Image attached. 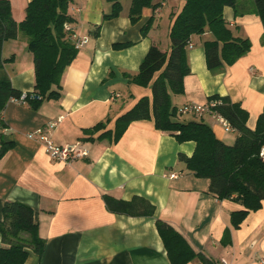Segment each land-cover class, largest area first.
Listing matches in <instances>:
<instances>
[{
	"label": "crops",
	"instance_id": "crops-1",
	"mask_svg": "<svg viewBox=\"0 0 264 264\" xmlns=\"http://www.w3.org/2000/svg\"><path fill=\"white\" fill-rule=\"evenodd\" d=\"M9 1L13 18L22 21L30 0ZM236 2V8L224 7L223 15L235 37L249 39V51L212 72L204 49L212 33L191 36L184 92L171 93L170 98L179 108L189 102L206 104L216 94L229 96L248 112L246 125L254 129L264 110V22L250 1ZM130 3L121 1L120 14L104 19L111 10L107 0H71L70 23L88 41L64 69L60 97L44 100L37 108L9 101L0 114V147L2 141L12 143L0 156V220L6 201L33 209L45 249L41 257L30 250L24 264H171L156 227L158 218L217 264H264V201L234 228L231 213L242 205L210 194L209 180L195 176L178 159L180 153L192 155L193 141L179 143L173 135L157 130L152 119L132 121L116 142L97 138L102 131L93 140H82L83 129L108 119L105 130H113L115 120L141 97L151 98L150 85L130 83L124 73L138 71L152 44L169 50V31L184 0H163L153 12L146 8L136 23L128 17ZM152 14L151 28L142 36L141 27ZM93 25H100L97 36ZM116 43L130 45L116 49ZM1 54L12 86L31 92L34 62L26 37L19 32L6 40ZM59 116V123L47 128ZM181 118L204 121L226 144H233L238 135L227 131L220 115L213 112ZM39 128L57 145L79 142L87 155L69 163L51 159L39 135L27 136ZM172 173L176 177H170ZM105 194L124 200L145 197L155 206V214L113 213L106 208ZM187 264L202 262L194 259Z\"/></svg>",
	"mask_w": 264,
	"mask_h": 264
},
{
	"label": "trees",
	"instance_id": "trees-1",
	"mask_svg": "<svg viewBox=\"0 0 264 264\" xmlns=\"http://www.w3.org/2000/svg\"><path fill=\"white\" fill-rule=\"evenodd\" d=\"M71 0H30L25 17L17 22L11 13L9 0H0V114L12 98H19L22 91L15 89L4 70L2 47L6 40L21 32L27 39V48L34 62L35 83L26 92V103L37 108L44 100L60 97L61 78L64 69L73 61L78 49L67 37L66 22H72L68 14ZM111 4L104 19L117 17L121 10L120 0H107ZM163 0H131L128 17L136 23L143 10L152 12ZM254 11L264 22V0H252ZM236 8V0H184L182 9L174 18L169 31V50L152 44L135 74L124 73L128 82L142 87L151 86V98L141 97L129 110L121 114L113 130H105L108 119L83 129L82 140L97 138L116 142L128 125L136 120H153L157 130L169 133L179 143L193 141L191 156L182 153L178 159L197 177L209 180L208 192L218 199H233L242 209L231 213V224L238 228L250 211L261 208L264 201V159L259 155L264 146V110L257 118L254 129L246 125L248 112L229 96L212 95L209 100L218 103L212 110L224 117L238 135L233 144L220 140L213 129L202 120H182L179 108L171 103L172 94L184 92V77L190 73L187 62V46L193 35L210 31L213 39L204 42L206 64L217 72L224 64L231 65L245 55L251 43L248 38L235 37L223 15L224 7ZM153 14L141 27L142 36L151 28ZM100 25H93L92 32L99 34ZM130 43H116V49ZM0 156L12 145L3 142ZM106 208L116 214L141 217L154 216L155 206L145 197L133 196L130 200L104 195ZM156 227L171 264H187L199 259L202 264H217L201 252L195 251L185 237L167 222L156 219ZM0 264H24L29 251L40 257L44 253L45 240L38 234L33 209L19 201H6L0 220ZM225 232L224 240H227Z\"/></svg>",
	"mask_w": 264,
	"mask_h": 264
},
{
	"label": "built area",
	"instance_id": "built-area-1",
	"mask_svg": "<svg viewBox=\"0 0 264 264\" xmlns=\"http://www.w3.org/2000/svg\"><path fill=\"white\" fill-rule=\"evenodd\" d=\"M64 29L66 31L67 37L73 42L74 47L76 49H79L80 47H82L84 43L88 41V37L79 36L75 32L71 23L66 22L64 24ZM26 98H27L26 92H22L19 98H12L11 101L25 103ZM217 103L218 102L216 100H210L206 104L189 102L183 105L182 107H180L179 112L181 114L192 113V114H197V115H201L207 112L215 113L212 110V108ZM61 119H62V116H59L57 117V119L49 121L47 123V128L50 129V128L55 127ZM219 119L227 131L232 130V126L229 123V121H227L224 117H221V116ZM36 134L39 135V137L43 140L45 151L51 159H55L60 162L69 163L77 158L87 155L86 149H84L79 142H76L74 144L57 145L47 135L43 133L42 128L37 129L35 132H29L27 136L31 138ZM259 155L262 159H264V146L260 148ZM170 177H176V174L172 173L170 174Z\"/></svg>",
	"mask_w": 264,
	"mask_h": 264
},
{
	"label": "rangeland",
	"instance_id": "rangeland-1",
	"mask_svg": "<svg viewBox=\"0 0 264 264\" xmlns=\"http://www.w3.org/2000/svg\"><path fill=\"white\" fill-rule=\"evenodd\" d=\"M122 2H124V3H126V0H121ZM248 1H250L251 3H252V0H246V2H248ZM249 2V3H250ZM183 119H186L187 118V116L186 115H184L183 117H182Z\"/></svg>",
	"mask_w": 264,
	"mask_h": 264
}]
</instances>
